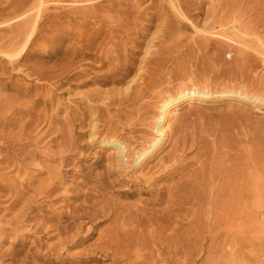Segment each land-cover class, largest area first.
<instances>
[{
    "label": "rangeland",
    "instance_id": "1",
    "mask_svg": "<svg viewBox=\"0 0 264 264\" xmlns=\"http://www.w3.org/2000/svg\"><path fill=\"white\" fill-rule=\"evenodd\" d=\"M211 154L257 203L186 204ZM260 193L264 0H0V264H262Z\"/></svg>",
    "mask_w": 264,
    "mask_h": 264
},
{
    "label": "bare ground",
    "instance_id": "2",
    "mask_svg": "<svg viewBox=\"0 0 264 264\" xmlns=\"http://www.w3.org/2000/svg\"><path fill=\"white\" fill-rule=\"evenodd\" d=\"M193 81V80H192ZM132 83H130L129 85H128V87H127V90H130V89H132V85H131ZM205 87V86H204ZM213 88V87H212ZM191 90V89H190ZM190 90H184L183 92H181L180 93V95L177 97V98H173V99H164V100H162V102H161V104L159 105L160 106V110H161V112H160V115H159V117H158V120H157V122H156V125L154 126V129L157 131V132H159V133H161L162 135H165V129L163 128V125H162V123L164 122V120L174 111L173 110V107H175L179 102H181V101H189L190 103H192V102H194V101H197L196 99L198 98V97H205L206 95H208L207 94V92H205V91H200V90H193L192 89V91H190ZM238 91V90H237ZM240 92V91H239ZM242 92V91H241ZM209 93V92H208ZM234 93H236V92H234ZM241 96H243L244 98H246L247 100H254L255 98L253 97V95H249V94H246V93H241ZM95 135V134H94ZM109 137V136H108ZM103 139V138H102ZM103 142H104V144H110V145H113V147H115L116 149H117V153L120 155V157L121 158H127V148H126V146H125V144L124 143H122L121 142V140L120 139H116V138H108V139H106L105 138V140H102ZM222 144V143H221ZM223 146V145H222ZM224 146H227V145H225L224 144ZM155 147H156V145H153V146H151L150 147V149L148 150L147 149V151L145 150V152L143 151L142 153H137V160H138V162H141L144 158H145V156L148 154V152H150V151H152V150H154L155 149ZM207 148V147H206ZM208 149V148H207ZM207 149H206V151H207ZM217 149H219L218 147L215 149V150H217ZM204 150V149H203ZM214 150V151H215ZM208 151H210V150H208ZM212 151H213V148H212ZM213 151V152H214ZM219 150H217L216 152H218ZM205 152V151H204ZM211 152V151H210ZM220 152H221V150L219 151V154H220ZM225 153H227V152H225ZM213 154V153H212ZM212 154L209 156L208 155V157H207V160H206V162L205 163H203L202 164V175H198V174H200V173H198L197 174V180H196V183L195 184H197L193 189H192V191L190 192V194L192 193V196L189 194V195H187V196H191L190 197V201H188V202H186V204L188 205H190V203H191V205H195V204H199V205H204V204H209V206L211 205L212 206V204H217L218 202H219V197H220V195H223V196H228L227 198H228V201L229 202H227V204L228 203H232V201H233V203H232V206H228V207H230V209L232 210V212L231 213H233V212H236L237 213V210H239V209H242V208H240L241 206H246V204L248 205V203L249 202H251L252 200H253V202H255V203H257L258 202V192H257V188L254 186V181L252 182L249 178H248V176H245V174L244 173H242V172H238V171H235L234 173H231V166H227L223 161H225V160H223V158L221 159V160H223L222 162L220 161L219 162V160L218 159H216L217 161H218V163L217 164H214V163H212L211 162V157H212ZM216 154V153H215ZM177 155V154H176ZM207 155V154H206ZM205 155V156H206ZM218 155V154H217ZM203 156H204V154H203ZM215 157H216V155H214ZM220 156V155H219ZM214 157V158H215ZM213 158V157H212ZM225 159V158H224ZM137 160H135V161H137ZM213 160V159H212ZM215 160V161H216ZM127 161V160H126ZM215 161H213V162H215ZM203 162V161H202ZM140 164V163H139ZM229 164V163H228ZM175 170V169H174ZM177 170V169H176ZM197 171V170H196ZM199 171V170H198ZM241 171V170H240ZM226 173H228V174H226ZM180 192V190L179 189H177V192ZM259 191V190H258ZM172 192V191H171ZM260 192V191H259ZM173 193H175V192H172L171 194V196H173L174 197V195H173ZM194 193V194H193ZM169 194H170V192H169ZM181 194V193H180ZM262 194L260 193V197H262L261 196ZM170 196V197H171ZM187 196H185V198H187L188 199V197ZM170 197H169V199H170ZM264 197V196H263ZM262 197V198H263ZM177 198V197H176ZM249 198V199H248ZM172 199V198H171ZM170 199V200H171ZM173 199H175V197L173 198ZM248 199V202L246 203V200ZM261 199V198H260ZM171 201H173V200H171ZM193 202V203H192ZM253 202L251 203V205L250 206H252V204H253ZM169 203H170V201H169ZM173 203H174V201H173ZM263 203H264V201H263ZM171 204H172V202H171ZM183 204H185V203H183ZM175 205V204H174ZM226 205V204H225ZM222 206H224V205H222ZM238 206H240V207H238ZM254 206H256V205H254ZM260 206H263V204H261ZM168 208V207H167ZM184 208V207H183ZM239 208V209H238ZM182 209V208H181ZM180 210V209H179ZM178 210V211H179ZM230 210V211H231ZM172 211V210H171ZM182 211V210H181ZM240 211V210H239ZM156 212V211H155ZM250 215V214H249ZM148 216H150L149 217V219H150V221L149 222H151V220L153 219V217L155 218V215H154V213H152V212H149V214H148ZM163 216V214H160V216L158 215V214H156V218H155V220L156 219H158L159 221L162 219V218H164V217H162ZM238 215H236V217H237ZM130 217H131V215H130ZM160 217H162L161 219H159ZM133 219V218H132ZM140 219V218H139ZM148 219V220H149ZM134 220V219H133ZM147 220V221H148ZM154 221V220H153ZM162 222L161 223H159V224H161L162 225V223H163V220H161ZM252 221V220H251ZM155 222V221H154ZM144 223H146L145 221H144ZM252 223V222H251ZM146 224H148V223H146ZM151 224V223H150ZM153 224V223H152ZM156 224V223H155ZM149 225V224H148ZM161 225H160V227H161ZM165 225V224H164ZM163 225V226H164ZM264 225V224H263ZM145 226V225H144ZM231 226V225H230ZM241 226V225H240ZM232 227V226H231ZM235 227H236V232H237V225H235ZM234 227V228H235ZM242 227V226H241ZM248 227L249 228H251L250 229V231L252 230V229H257V228H255L256 226H254V225H252V224H248ZM159 228V227H158ZM161 228H163V227H161ZM230 228V227H229ZM233 228V227H232ZM232 228H231V231H233L232 230ZM157 229V228H156ZM239 229H240V227H239ZM243 229V228H242ZM245 229H247V228H245ZM216 230V229H215ZM241 230V229H240ZM247 231H249V230H247ZM253 231V230H252ZM251 231V232H252ZM217 232V231H216ZM236 232L234 233V235H236ZM240 232V231H239ZM239 232L237 233V235L239 234ZM254 232V231H253ZM255 232H257V231H255ZM231 233V232H230ZM233 233V232H232ZM231 233V234H232ZM241 233H243V232H241ZM245 233H246V230H245ZM219 234V233H218ZM228 234V233H227ZM226 234V235H227ZM225 235V234H224ZM228 235H230V234H228ZM233 235V236H234ZM240 235V234H239ZM239 235H238V238L236 239V240H240L239 239ZM249 235V234H248ZM232 236V235H231ZM232 236V237H233ZM243 236V235H242ZM241 235H240V237L242 238V240L244 239V236L242 237ZM246 236H247V234L245 235V240H244V242H247V240H249V237H250V235L249 236H247V239H246ZM217 237V236H216ZM215 237V240L217 239ZM218 238H220V236L218 237ZM251 238V237H250ZM227 239H230V236H228V238ZM221 240V239H220ZM235 240V241H236ZM225 241V240H224ZM227 241V240H226ZM232 241H233V239H232ZM250 241H251V239H250ZM254 241V240H253ZM218 242V241H217ZM227 242H229V241H227ZM233 243H235V242H233ZM232 243V244H233ZM238 243V242H237ZM242 243H243V241H242ZM221 244V243H220ZM219 244V245H220ZM246 244V243H245ZM254 244V243H253ZM229 245V244H228ZM248 245V244H247ZM239 246V245H238ZM220 247V246H219ZM223 247V246H222ZM222 247H220L219 249H217V251H216V249H215V252L214 253H221L222 254V252H223V248ZM234 247H235V245H234ZM245 247V246H244ZM246 247H248V246H246ZM218 248V247H217ZM231 248H233L232 247V245H231ZM238 248V247H237ZM235 250H237V249H235ZM259 250V249H258ZM264 251V250H263ZM176 252V251H175ZM236 252V251H235ZM224 253V252H223ZM248 254H249V252H247ZM243 254V253H242ZM264 253L262 252V254L261 255H263ZM259 255V254H258ZM249 256V255H248ZM262 264H264V261L262 262Z\"/></svg>",
    "mask_w": 264,
    "mask_h": 264
}]
</instances>
